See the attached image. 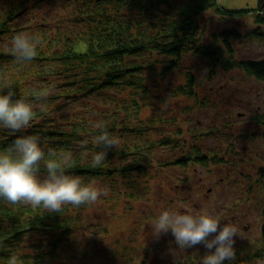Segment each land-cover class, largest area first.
<instances>
[{
  "label": "trees",
  "instance_id": "trees-1",
  "mask_svg": "<svg viewBox=\"0 0 264 264\" xmlns=\"http://www.w3.org/2000/svg\"><path fill=\"white\" fill-rule=\"evenodd\" d=\"M3 1L7 6L0 7V94L11 89L13 99L25 98L33 105L34 118L20 131L0 124V152L7 151L17 136L35 135L46 159L70 154L66 171L104 189L107 195L101 198L110 202L146 197V176L164 165L158 154L166 149L179 151L171 164H208L205 152L197 147L189 148L191 152L186 141L182 143L187 119L180 122L179 114L155 107L149 98L152 86L172 78L168 74L181 68L187 56L200 58L210 71L238 67L262 82L264 93V58H235L234 42L243 37L240 30L225 28L210 43L200 21L213 9L222 17L254 12L261 31L250 35L264 39V0L256 8L235 9L220 0ZM20 32L39 41L36 56L23 63L12 51V39ZM217 72H205V80L187 72L185 82L169 85L168 95L196 98V89ZM197 103L206 106L204 101ZM255 120L264 138V109ZM97 123L104 124L119 144L93 167V155L102 150L94 143ZM40 175H46L44 161ZM92 204L65 205L60 213H50L42 206L13 205L0 198V264H8L12 255L19 258L18 264H59L66 248L79 253L72 246ZM261 232L264 252V214Z\"/></svg>",
  "mask_w": 264,
  "mask_h": 264
},
{
  "label": "rangeland",
  "instance_id": "rangeland-1",
  "mask_svg": "<svg viewBox=\"0 0 264 264\" xmlns=\"http://www.w3.org/2000/svg\"><path fill=\"white\" fill-rule=\"evenodd\" d=\"M258 2L220 0L233 9L256 8ZM2 5L7 6V2L0 1ZM253 14L222 17L215 9L209 10L200 17L202 35L212 43L214 34L223 29H238L243 37L234 42L235 58H264V39L250 35L261 31ZM208 70L206 62L187 56L181 68L168 74L172 78L152 86L153 96L149 97L155 107L179 114L180 122L187 119L182 143L186 141V149L197 147L205 152L208 164L191 160L187 166L174 165L171 160L179 151L160 152L164 165L149 170L147 196L134 202H110L100 196L85 212L83 230L72 246L79 253L66 248L59 264H202L208 251L203 244L181 249L171 230L159 236L152 234V222L165 209L192 213L207 210L220 218L221 227L226 222L235 224L239 231L234 238L235 258L224 264H264V138L262 126L255 120L264 109L263 85L238 67L229 71L218 68L210 82L196 89V98L168 95L169 85L185 82L187 72L205 80V72H216ZM199 100L206 106H198ZM186 106L192 109L185 110ZM217 157L220 161H214Z\"/></svg>",
  "mask_w": 264,
  "mask_h": 264
},
{
  "label": "clouds",
  "instance_id": "clouds-1",
  "mask_svg": "<svg viewBox=\"0 0 264 264\" xmlns=\"http://www.w3.org/2000/svg\"><path fill=\"white\" fill-rule=\"evenodd\" d=\"M38 39L26 32L16 34L12 39V51L16 61H31L36 56ZM40 95L46 96L47 93ZM14 93L9 89L0 94V124L13 131H20L30 125L34 118L33 105L25 98L13 99ZM98 135L94 143L101 147L92 158L93 167L100 166L107 155V150L117 148L119 141L106 130V126L97 123ZM87 142L85 141V144ZM39 138L35 135L17 136L12 146L0 152V198L10 204H29L43 207L47 212L60 213L63 206L79 207L95 203L107 192L94 182L84 183L78 175L66 171L71 155L62 154L45 158ZM44 161L46 175H40V165ZM207 210L199 213L180 212L165 209L152 222L154 236L171 230L176 245L181 249L203 244L208 250L202 257V264H224L235 258L234 238L239 235L235 224L224 223ZM212 237L209 239V237ZM16 255L9 257L8 264H18Z\"/></svg>",
  "mask_w": 264,
  "mask_h": 264
}]
</instances>
